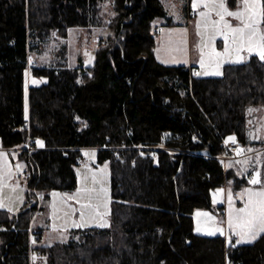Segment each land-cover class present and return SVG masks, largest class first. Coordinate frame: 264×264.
I'll list each match as a JSON object with an SVG mask.
<instances>
[{
	"label": "trees",
	"instance_id": "obj_1",
	"mask_svg": "<svg viewBox=\"0 0 264 264\" xmlns=\"http://www.w3.org/2000/svg\"><path fill=\"white\" fill-rule=\"evenodd\" d=\"M105 1L0 0V142L20 148L32 135L40 146L18 151L26 199L17 212L0 208V264H264V233L249 243L204 235L194 217L214 207L215 188L249 184L222 146L248 142V108L264 105V60L252 54L209 76L166 64L156 55L158 18L174 23L164 1L111 0L110 19ZM106 23L93 64L35 65L48 81L27 86L37 37ZM84 147L110 163L112 225L34 244L36 195L75 189Z\"/></svg>",
	"mask_w": 264,
	"mask_h": 264
},
{
	"label": "rangeland",
	"instance_id": "obj_2",
	"mask_svg": "<svg viewBox=\"0 0 264 264\" xmlns=\"http://www.w3.org/2000/svg\"><path fill=\"white\" fill-rule=\"evenodd\" d=\"M163 1L176 24H189L187 36L181 32L180 29L182 28L176 27V37L168 42V49H164L163 44V38L166 39L168 34L165 35V30L159 31L158 29L159 49L163 48L162 52L164 50L166 53L165 55L159 53L164 62L169 64H198L201 70H198L197 73L200 75L205 72L216 71L223 73L226 63H234L232 61L240 58H243L242 62H246L252 54L264 51L256 44L249 50L247 45H242L239 40L233 43L230 33L226 44L223 33L227 30L223 28V23L214 24L215 21L219 20L216 11L202 6L204 3H210L211 0ZM224 2L228 10H238L239 0H224ZM194 4L200 6L193 7ZM200 12H205L208 15L201 17ZM112 13L111 0H106L103 4L104 17L110 19ZM225 20L233 26L239 24V21L232 17L226 16ZM166 22L167 17L158 18V28L164 26ZM259 31L264 33L263 21L259 26ZM111 32L112 29L107 23L73 26L68 29L67 35L53 29L45 36L36 38L37 46L31 53L30 62L35 60L38 66L49 67L64 64L87 67L93 64L95 60V52L100 40L106 38ZM254 39L258 40V35ZM226 46L228 52L224 54ZM217 53H221V55H217ZM201 59H203V64H201ZM32 67L34 66L29 65L27 86L46 83L48 77L34 75ZM250 109L253 111L250 112ZM246 151L252 154L244 157L241 162L248 172L249 180L259 173L258 179L262 183L255 185L249 183L240 190L225 186L215 188L212 191L214 207L198 208L194 212L196 232L204 235L214 232V235L226 236L230 229L229 214L231 213L234 226L237 221L238 210L244 208L248 201V196L244 194L245 190L260 191L264 186V105H252L248 108V142L241 147L238 153ZM82 153L81 161L77 165L78 186L75 189L51 190L47 196L42 193L36 195L39 209L33 219V227L36 230L41 229L42 235L39 239L35 238L34 244L50 245L57 241H67L76 236L73 231L75 228L110 227L112 225L113 197L110 163L108 160L98 161V149L96 147H84ZM228 162L230 163L231 159ZM69 197L73 198L70 199ZM24 199V192L21 190L20 199H16L18 203L16 206L13 205V208L19 210ZM253 199L256 198L253 197ZM227 205H229L228 209ZM226 211H228L227 219ZM81 213H83V218H81ZM198 213L200 215H197ZM77 224L82 226H75ZM259 229L256 231L258 236L261 234ZM36 236L38 237V235ZM249 239L250 236L245 234L238 241L249 243L246 242ZM38 260L41 258H37L35 255L33 261Z\"/></svg>",
	"mask_w": 264,
	"mask_h": 264
},
{
	"label": "snow or ice",
	"instance_id": "obj_3",
	"mask_svg": "<svg viewBox=\"0 0 264 264\" xmlns=\"http://www.w3.org/2000/svg\"><path fill=\"white\" fill-rule=\"evenodd\" d=\"M200 5L194 4L193 7H198ZM205 8H211V10L216 11V15L219 17V20L215 21V25H220L223 23V28L227 31L223 33L225 43L229 38V33L231 34V39L233 43H236L237 40L240 41L242 45L246 44L249 50L251 47L256 44L260 49H264V33L259 31V26L262 21H264V3L262 0H239L238 10L230 11L227 9L224 0H211L210 3H204L202 5ZM218 9V10H217ZM201 17L208 15L205 12H200ZM232 17L235 20L239 21L237 26H233L228 21L225 20V17ZM199 27V25H198ZM258 40H255L254 37H257ZM227 46L224 49V54H227ZM261 60H264V51L257 53ZM221 55V53H217ZM243 58L232 61L234 63H241ZM201 64H203V59H201ZM200 73H196L199 75ZM204 75H220L219 71L216 72H205ZM250 112L253 109L249 110ZM231 139V138H230ZM42 146V145H41ZM259 173L249 180L251 184H261L262 182L258 179ZM245 195L248 196V201L245 204V207L238 210L236 227H243L244 225H255L257 222L261 225L259 232L264 233V186H262L260 191H253L251 189L245 190ZM255 197L256 199H253ZM70 199L73 197H69ZM3 207V205H0ZM86 207V206H85ZM197 215H200L198 213ZM229 227H233V222L231 219V213L229 214ZM81 218H83V213H81ZM81 227L82 225H75ZM106 226V225H101ZM199 231V229H197ZM208 235H214V232L207 233ZM235 234V233H234ZM258 236L257 232H251L250 239L246 242L254 241Z\"/></svg>",
	"mask_w": 264,
	"mask_h": 264
},
{
	"label": "crops",
	"instance_id": "obj_4",
	"mask_svg": "<svg viewBox=\"0 0 264 264\" xmlns=\"http://www.w3.org/2000/svg\"><path fill=\"white\" fill-rule=\"evenodd\" d=\"M263 3V1H262ZM191 11V10H190ZM172 17V16H171ZM173 18V17H172ZM174 20V19H173ZM189 26V24H176V22L174 21V23L172 24H164V26H161L159 29V31L165 30L166 34H168V37L163 38V44L165 46L164 49H168L169 41H172V39H174L176 37V27L182 28L180 29L181 32L183 33L184 36H187L188 34V30L187 27ZM163 49V48H162ZM162 49H159V45L156 48V54L157 57L160 61L164 62L163 57L160 56L159 53L161 54H166ZM167 57V56H166ZM166 64H169L167 62H164ZM186 64V63H183ZM192 66H197L199 67L198 64H192ZM201 70V67H199V71ZM220 75H222V71H219ZM204 75V73H203ZM209 76V75H206ZM244 146V144L242 145ZM241 146V147H242ZM241 147L239 148V150L241 149ZM238 150V151H239ZM19 148H7L4 147L2 145V143L0 142V205H3V207L0 208H6L8 210H10L11 212H17L18 208H13V205H17L18 202H16V199H20V191L23 190L24 192V196L26 199V182L25 181H20L18 179V173L21 171H25L26 168V163L21 159L19 153ZM249 154H252L249 151L246 152H242V153H236L235 155H233L232 157H230L228 160L231 159V162L229 163L227 160V165L228 166H233L237 169V171L240 174H246L248 172H246V168L243 167L241 160L248 156ZM225 187L227 188H231L229 185H226ZM242 189V188H241ZM240 190V189H239ZM24 199V201H25ZM23 201V203H24ZM23 203L20 205L19 209L21 208V206L23 205ZM228 204V202H227ZM12 205V207H11ZM222 207H225L224 205H221ZM229 205H227V209ZM226 209V210H227ZM229 211V210H228ZM228 211L226 214V219L228 217ZM237 222V221H236ZM258 228H260V224L255 225H244L243 227H236V223L233 227H231L229 230H234L238 233L239 237H243L245 236V234H248L250 236L251 232H256L258 230ZM228 232V231H227ZM258 237V236H257Z\"/></svg>",
	"mask_w": 264,
	"mask_h": 264
},
{
	"label": "built area",
	"instance_id": "obj_5",
	"mask_svg": "<svg viewBox=\"0 0 264 264\" xmlns=\"http://www.w3.org/2000/svg\"><path fill=\"white\" fill-rule=\"evenodd\" d=\"M37 65V61H32L30 62V66H35ZM199 69V67L195 66L194 67V70L197 71ZM39 144V140L37 137L35 136H32V135H29L28 136V139H27V142L25 145H23L21 147V150L24 151L27 155H31L34 153L35 150H37L40 146L38 145ZM242 146V142L238 139V138H233V139H227L223 142V151H222V158L225 162H227V160L232 157L233 155H235L239 148ZM141 148V146H139ZM154 148V146H153ZM149 153L151 157H153L155 154V152L153 151H150ZM118 154H119V150H118ZM18 179L20 181H27L28 179V173L27 171H21L18 173ZM219 209V208H217ZM235 233V234H234ZM227 237L230 239V240H239V235L236 231L234 230H229L228 233H227Z\"/></svg>",
	"mask_w": 264,
	"mask_h": 264
}]
</instances>
